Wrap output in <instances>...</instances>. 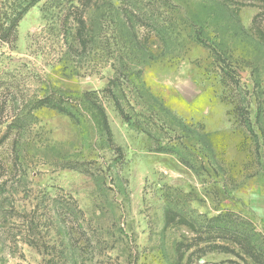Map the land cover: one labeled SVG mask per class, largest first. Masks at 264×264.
Here are the masks:
<instances>
[{
    "label": "rangeland",
    "instance_id": "1",
    "mask_svg": "<svg viewBox=\"0 0 264 264\" xmlns=\"http://www.w3.org/2000/svg\"><path fill=\"white\" fill-rule=\"evenodd\" d=\"M1 138L0 264H264V0H38Z\"/></svg>",
    "mask_w": 264,
    "mask_h": 264
},
{
    "label": "trees",
    "instance_id": "2",
    "mask_svg": "<svg viewBox=\"0 0 264 264\" xmlns=\"http://www.w3.org/2000/svg\"><path fill=\"white\" fill-rule=\"evenodd\" d=\"M38 0H11L10 6L5 7L0 13V41L8 42L13 37V33L22 16L32 8ZM85 26L80 22V32H83ZM82 30V31H81ZM97 118L100 124H103L102 130L106 132L105 115L102 109L95 107ZM107 133V132H106ZM2 138L0 139L1 142Z\"/></svg>",
    "mask_w": 264,
    "mask_h": 264
}]
</instances>
